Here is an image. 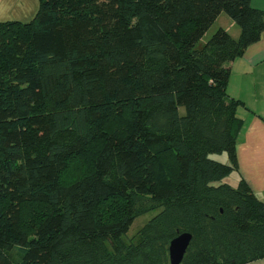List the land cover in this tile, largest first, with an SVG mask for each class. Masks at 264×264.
I'll use <instances>...</instances> for the list:
<instances>
[{
  "label": "trees",
  "instance_id": "trees-1",
  "mask_svg": "<svg viewBox=\"0 0 264 264\" xmlns=\"http://www.w3.org/2000/svg\"><path fill=\"white\" fill-rule=\"evenodd\" d=\"M38 1L31 21L0 23V264H169L185 232L180 264L264 258V201L224 181L242 125L229 63L263 35L264 10ZM222 13L238 37L200 43Z\"/></svg>",
  "mask_w": 264,
  "mask_h": 264
},
{
  "label": "crops",
  "instance_id": "crops-1",
  "mask_svg": "<svg viewBox=\"0 0 264 264\" xmlns=\"http://www.w3.org/2000/svg\"><path fill=\"white\" fill-rule=\"evenodd\" d=\"M250 3L264 10V0H250ZM38 6V0H0V23H27L33 19ZM230 25L229 33L238 37L239 28ZM229 69L226 91L242 102L237 109L242 125L236 138L237 168L225 179L231 176L236 185L240 180L245 181L261 200L264 196V33L242 56L229 63ZM246 264H264V258Z\"/></svg>",
  "mask_w": 264,
  "mask_h": 264
},
{
  "label": "rangeland",
  "instance_id": "rangeland-1",
  "mask_svg": "<svg viewBox=\"0 0 264 264\" xmlns=\"http://www.w3.org/2000/svg\"><path fill=\"white\" fill-rule=\"evenodd\" d=\"M229 22V23H228ZM234 24V22L232 20H230L225 14H220L218 16V18L215 20V22L210 26V28L206 31V33L203 35V37L201 38V40L199 41L200 43H204L209 37L210 35L219 27H222V28H225L226 30H229V28H231L230 25ZM181 113L184 112L183 109H180ZM212 158L220 161V162H223V163H227L228 160H227V156L225 153H222V154H212L211 155ZM228 182H230L233 186L236 185V182L232 180L231 176L227 179H225ZM229 183V184H230ZM230 184V185H231ZM231 185V186H232ZM262 201H264V196H262L260 198ZM156 211H152V212H148L138 218H136L133 222V224L131 225L129 231H128V234H127V237L128 238H133L135 237V234L136 232L139 230V228L149 219L151 218L154 214H155Z\"/></svg>",
  "mask_w": 264,
  "mask_h": 264
},
{
  "label": "water",
  "instance_id": "water-1",
  "mask_svg": "<svg viewBox=\"0 0 264 264\" xmlns=\"http://www.w3.org/2000/svg\"><path fill=\"white\" fill-rule=\"evenodd\" d=\"M191 239L190 233H181L168 245L169 264H180Z\"/></svg>",
  "mask_w": 264,
  "mask_h": 264
}]
</instances>
